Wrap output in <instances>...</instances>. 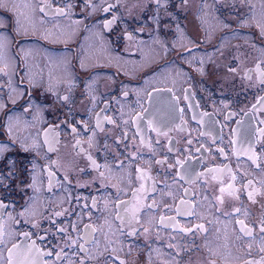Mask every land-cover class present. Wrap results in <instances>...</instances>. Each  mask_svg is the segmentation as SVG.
<instances>
[{
  "label": "flooded vegetation",
  "instance_id": "af4514ba",
  "mask_svg": "<svg viewBox=\"0 0 264 264\" xmlns=\"http://www.w3.org/2000/svg\"><path fill=\"white\" fill-rule=\"evenodd\" d=\"M262 32L264 0H0V264H264Z\"/></svg>",
  "mask_w": 264,
  "mask_h": 264
},
{
  "label": "snow or ice",
  "instance_id": "6c2138e0",
  "mask_svg": "<svg viewBox=\"0 0 264 264\" xmlns=\"http://www.w3.org/2000/svg\"><path fill=\"white\" fill-rule=\"evenodd\" d=\"M186 2V0H185ZM43 10V9H41ZM105 11H108V9H105ZM57 13L58 14H63V11L60 10V9H57ZM111 23V21H109L108 23L105 24V27H108V25ZM262 34H264V32H262ZM3 37H0V41H2ZM2 43H0V47H2ZM264 82V81H262ZM73 131H75V129H73ZM262 135H264V131H262L261 133ZM189 143H191V141H189ZM3 151V148L0 147V152ZM235 177H233L234 179ZM224 189H221V192H223ZM250 198H251V194H249ZM222 202V200H221ZM4 207V205L0 204V208ZM236 211H239V209H236ZM238 223L241 225V231H244L245 230V225L243 224V221H238ZM86 228L88 227L87 225L85 226ZM202 227V226H200ZM261 232H264V225L261 226ZM61 231H63V229H61ZM190 231V230H189ZM145 232H147V229H145ZM0 233H2V229H0ZM25 236L29 235L27 233L24 234ZM0 242H2V240H0ZM72 243H75V241H72ZM83 247V246H81ZM19 246L16 245V244H13L11 248L8 249V253H9V256H8V264H13V253L18 250ZM34 249V244L32 246H25V251L28 252V253H31ZM35 253H36V256L39 257V256H42V255H46V253H41L40 250L38 248L35 249ZM23 254V253H22ZM19 264H23V261H20ZM31 264H37V261L36 259H33ZM83 264V262H82ZM121 264H124L123 261H121Z\"/></svg>",
  "mask_w": 264,
  "mask_h": 264
}]
</instances>
